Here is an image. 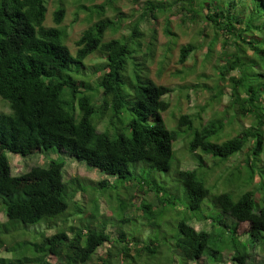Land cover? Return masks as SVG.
Returning a JSON list of instances; mask_svg holds the SVG:
<instances>
[{
	"label": "trees",
	"instance_id": "16d2710c",
	"mask_svg": "<svg viewBox=\"0 0 264 264\" xmlns=\"http://www.w3.org/2000/svg\"><path fill=\"white\" fill-rule=\"evenodd\" d=\"M50 1L54 7L52 26L44 24L49 0H0V101L8 107L7 113L0 112V212L6 217V224L0 223V232L8 231L7 224L44 222L34 240H23L18 245L20 253L12 258L0 257V264H49L47 257H53L58 264H138L141 260L140 264H166L167 259L158 256L165 249L171 253L169 264L178 256L183 264L198 263L205 255L206 264L209 260L220 264L221 254L228 246L220 250L210 247L214 230H196L181 221L174 241L161 245V234L143 237L125 229V225H132L129 219L138 218L142 231L150 227L155 232L156 219L174 200L152 177L144 178L146 169L169 170L172 144L178 139V133L168 129L161 117L170 107L165 97L172 89L151 80L148 71L156 58L161 18L166 20L162 31L168 42L157 63V77L176 47L177 33L172 21L180 20L184 28H189L200 18L216 33L226 34L225 47L231 41L230 50L218 61L222 65L216 68L211 65L209 54L217 34L200 63L196 55L192 56V66L187 67L200 65L198 78L206 80L202 72L210 64L216 70V80L212 87H206L210 94L199 114L182 112L177 126L186 128L184 139L188 137L190 155L199 152L210 158L206 164L197 156L195 162L198 160L200 168L228 166L234 158V169L245 177L239 178L240 183L235 182L239 187L229 191L219 185V191L210 196L204 176L199 177L201 172L180 171L177 167L175 175L184 185L189 210L201 209L210 196L223 216L233 221L232 238L248 236L252 242L262 239L264 247V82L260 83L264 74L251 73V66L256 64L251 60L254 42L262 37L244 35L253 29L264 35V24L254 25V9L260 7L264 13V0H144L139 17L134 20L114 8L120 0H105L92 8L81 4V0ZM67 1L77 5L75 18L82 11L86 16L83 21L88 24L74 41V51L67 45V28L61 26ZM127 1L132 5L139 2ZM108 7L114 9L112 18L105 17ZM92 17L97 20L92 21ZM143 21L148 26L145 30L141 28ZM241 23L243 29L238 28ZM191 42L179 47L176 65L185 66L190 53L203 46V42ZM260 58L264 59V54ZM86 59L92 64H84ZM83 68L89 75L80 74ZM181 69L174 77L187 71ZM230 71H236L237 77H227ZM94 77L96 81L91 83ZM227 83L229 92L223 94ZM224 95L228 98L226 103H222ZM215 105L220 106L218 111L214 110ZM207 112L210 116L203 123L200 114ZM126 114L129 118H125ZM149 117H154L151 124L147 123ZM241 123L246 127H241ZM54 149L101 174L126 182L134 194L122 201L120 210L129 208L130 213L109 226L108 219L98 210L91 212L92 200L87 208L74 202L76 193L87 195L88 185L77 178L68 185L63 164L56 160L32 167L24 174H11L6 152L26 157ZM130 164L142 167L139 180L132 179ZM98 185L100 189L109 186L107 181ZM93 201L99 208L102 206L98 202L101 198ZM106 205L103 202L101 209ZM154 206H161V210L154 212ZM67 209L83 215H74L70 221L67 218L72 213H66ZM88 209L91 211L87 213ZM62 217L68 225L56 226L55 220ZM111 226L117 230L115 237L108 231ZM48 229L52 232L45 234ZM25 251L38 255L28 258ZM228 259L231 264H249L245 251H233Z\"/></svg>",
	"mask_w": 264,
	"mask_h": 264
},
{
	"label": "rangeland",
	"instance_id": "374dc122",
	"mask_svg": "<svg viewBox=\"0 0 264 264\" xmlns=\"http://www.w3.org/2000/svg\"><path fill=\"white\" fill-rule=\"evenodd\" d=\"M55 1L57 3V0ZM103 2H105V0H81V4H83L87 8H92V6L99 5ZM75 6L77 7V5ZM75 6L70 1H67L65 17L61 24V26H65L67 28V33L69 34L67 45L71 51H74V41L79 37L80 33L88 26V24L83 21L86 17L84 15V12L79 11L77 13L78 18H75ZM143 6L144 0H139L136 5L130 4L127 0H120L114 5V8H117L119 12H121L128 18V20H134L139 17L138 10H141ZM53 10V4L49 0L46 18L44 22L46 26H52L51 17ZM113 10L114 9L108 7L106 9L105 17L112 18L115 15V12ZM261 11L262 9L260 7L254 9L255 20L258 21H256L254 25H258V23L264 24V16H259L264 15V13H262ZM96 20V17L92 19V21ZM159 22V25L161 27L157 30L156 58L154 62L151 63V65L149 66V78L158 84L168 86L172 89V92L165 97V100L169 101L170 107L166 111L161 113V117L168 129L174 130L178 133V139L172 144L173 155L170 161L169 170L166 172H155L151 171L150 169H146V172L148 174L145 172L144 178L152 177L155 182L159 183L160 185L165 187L166 190H168L166 195L169 198L173 197L174 200L170 204L168 202V204L163 209V214L156 219L157 227L155 232H153V229H151L150 227H147L145 228V231H142V227L139 224L138 218H136L135 220L129 219V222L132 225H125V229H132L133 233L140 234V236L143 237L151 235L150 237L153 238L155 237V234H158L159 237H161L162 235V240L160 241V244L162 245L165 242L167 243L170 241H174V238L177 235L176 226L179 222L184 221L187 225L194 227L196 230H204L209 233H211V231L213 232L214 230V233H212L210 237L209 244L211 248L220 250L225 246H228V248H226V250L221 254L222 259L220 264H231L228 258H231L233 255V251L236 250L240 252L245 251L248 253L249 264H264V247L262 244V239L257 242H252L248 236L232 238L230 232L234 225L233 221L230 218L223 216V214L219 211L218 207H216L214 201L211 200L212 197H210L212 194L214 195L217 191H219L217 189L219 185L227 187L229 191L231 190V187H239L237 186L236 181L240 183L239 178L242 179L243 177H245L244 173H239L238 170L236 171V169H234V158L231 160L230 163H228V166H221L220 168L219 165L217 166L218 168H212L211 170H209L210 166L207 167V165H205V168H200L198 160H196L195 162L197 156H201V158L206 162V164L208 163L210 158L208 156L201 155L199 152H197L198 155H196L195 153L190 155V153H188V137L184 139L186 128H180L177 126V119L179 118L182 112L190 111L192 112L193 116H196L199 114L198 111L200 106H202L205 101L208 100L210 93L206 90V87H212V81L216 80L214 76V72L216 70H214L211 65L213 64L215 68L216 65H222V62L218 61L220 59H223V57L226 55L224 53H227V51L230 50L231 41H229L227 47H225L223 45V39L225 38L226 34H223V32L216 33V31L212 27L206 25L204 21L200 18L197 19L195 23L191 24L189 28H184L180 23V20L172 21V27L174 29V32L177 33L176 47L174 48V54L169 60L163 73L160 75V77H157V63L158 60L161 59L162 54L164 52L165 43L168 42V38L162 31L166 20L161 18L159 19ZM147 27L148 26L146 25L145 21L141 22V28H143V30H145ZM238 28L243 29L244 23L238 25ZM214 35H216L217 38L213 42V45L210 46L212 49V54H209L211 55L209 58V61L211 59V65H205V68L202 73H204L207 78L206 80H201L200 78H198V76L201 75V66L197 64L193 69L187 66H192L191 64L193 62V55H196V60L198 61V63L202 61L206 54V47L209 43H211ZM244 35L245 37H262L259 42H254L255 39H252L255 48L254 51L252 50L253 53L251 54L253 55L251 56V60H253V62L256 64H253L251 66V73H253L254 75L264 74V59L260 58L264 54V35L258 29H253L252 31L245 33ZM108 37L109 36L106 34V39ZM190 41H192L191 43H194L193 41H195L196 44L203 42V46L201 49L190 53L187 63L185 64V66H182L183 68H186L187 71H185V73L181 72L180 75L174 77L176 73H179L178 70L182 68L181 66L176 65L178 49L180 46L185 45ZM244 47L246 53L249 55L250 50L246 45ZM90 61V59H86L84 64L89 66L90 64H92ZM84 72L86 73V75H89V72H87V69L85 68L80 71V74ZM237 75L238 74L236 71H230L227 77H237ZM83 76H85V74ZM95 81L96 78L94 77L90 82L95 83ZM262 82L264 81H260V83ZM228 92L229 87L227 83V85L223 89V94H228ZM227 99V96L224 95L222 103H226ZM4 103L0 101V112L7 113L8 107ZM219 107L220 106L215 105L214 110L218 111L220 109ZM126 115L127 116H125V118H129L128 114ZM200 115L203 117V123L208 120L206 116H210L208 112L205 113V115H203V113H201ZM153 121L154 117H149L147 123L151 124ZM197 125L199 126V124ZM241 127H246L245 123H241ZM5 155L8 160L12 175L24 174L35 166H46L50 160H56L61 162L63 164L64 181L68 185L71 184V181L73 182V180L76 178L80 180L82 184L88 185V196L85 193H76L73 197V201L77 202L80 206L87 208L89 204V199L92 200V206H90V208H92V211L88 209L86 212H97L98 210V213H100L102 217L108 219V221L110 222H108L109 226L115 225L116 223H113L115 220H120V218H122L124 215L126 216L130 213L129 208H125L123 212L122 209L120 210V208L121 204L126 201L130 197V195L134 194L133 188L127 187L126 182H123L115 177H108L104 174H101L98 170L88 168L84 162L77 161L73 157L68 156L63 151H57L54 149L49 152H42L41 154H33L26 157H22L20 155L12 154L9 152H6ZM129 167L132 171V179L139 180V176L141 175L140 168L142 167L139 166L140 168H138L137 166L136 168H134V164H130ZM177 167L180 169V171L196 170L198 172H201L199 177L204 176L203 179L206 180V186L208 187V189H210V196L208 197V199L206 198L207 200L205 199L201 209H197L194 211L188 209L186 201L187 198H185L184 194V185L182 182L179 181L178 177L175 175ZM206 170L207 174L205 173ZM101 181H107L109 186L100 189L101 187L99 185H96L98 184V182ZM90 197H92L93 199H91ZM100 198L102 200L98 201L100 202V205L103 206V202L107 204L102 209V206L99 208L93 201L100 200ZM68 210L69 209H67L66 213H72V210ZM153 210L154 212L158 213L161 210V206H154ZM78 214L72 213L71 216H69L67 219L71 221L75 218V216H78ZM0 223L6 224V217L2 212H0ZM74 224L75 220L73 221V225ZM55 225L58 227L60 225L67 226L68 223H66L65 217H62L55 220ZM6 227H8V231L0 232V238L3 239V246L0 248V257L12 258L15 253H20L18 245H20L23 240L31 241L34 240L37 235H39L38 233L41 232L44 228V222L40 221L39 223L34 225H23L19 222L14 224H7ZM108 231L111 233L112 237H115L117 234V230L113 226L109 227ZM50 232H52V230H45V234H49ZM262 236H264V234ZM108 246L109 245L106 244L105 247ZM13 248H16V250L12 251ZM104 250L105 248L102 250L101 253H103ZM132 250L134 249L132 248ZM170 254L171 253H167V250L165 249L162 251V253L158 254V256H160L162 260L167 259L166 264H169ZM24 255L28 258H32L33 256H37L38 253L36 252L33 255L32 252L25 251ZM206 256L207 255L202 257L198 263L186 262L184 264H206ZM46 260L49 264H58L53 257H47ZM141 262L138 261V264H140ZM207 262L208 264H212L211 260ZM26 264L34 263L28 261ZM173 264H183L182 259L178 256L177 260L176 258L174 259Z\"/></svg>",
	"mask_w": 264,
	"mask_h": 264
}]
</instances>
